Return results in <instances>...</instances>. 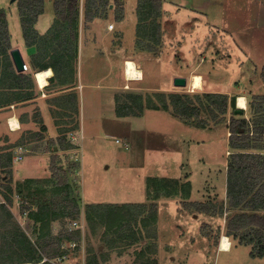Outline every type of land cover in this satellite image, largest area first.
I'll return each mask as SVG.
<instances>
[{
  "label": "rangeland",
  "instance_id": "1",
  "mask_svg": "<svg viewBox=\"0 0 264 264\" xmlns=\"http://www.w3.org/2000/svg\"><path fill=\"white\" fill-rule=\"evenodd\" d=\"M24 1L0 0V11L9 15L7 20L13 34L18 31L16 38H21L18 13ZM43 1L45 13L39 16L38 25L41 31L55 19L54 0ZM123 3L124 7L127 4L125 20H116L113 5L108 18L87 25L81 36L82 57L73 72L76 74L78 69V73L83 74L84 84L99 79L104 85L122 87L125 83L124 59L140 60L145 82L128 83L125 92L117 96L124 104L131 102L130 95H141L143 107L132 103L137 117L141 118L117 119L115 104L106 102V97L98 107L87 101V110L81 114L84 132L81 162L73 160L74 156H70L73 152L64 150L57 142L23 145L29 150L26 160L37 155L47 157L51 177L44 178L45 182L41 180L45 186L31 182L18 184L14 180L7 184L9 177L0 180L7 195L10 191L5 186L13 192L11 211L18 222H22H19L22 227L18 224L21 230L15 227L18 240H23L26 233L35 251L41 252L38 238L69 234L70 225L78 222L84 229L79 240L63 241L62 250L68 256L64 255L54 264H264L261 260L264 257L255 255L261 259H253L251 256L253 251L258 253L260 244L252 251L244 246H237L229 253L217 251L222 236H227L226 226L231 217L224 209L229 205L227 163L235 151L230 142L231 111L221 123L215 122L207 109L199 118L186 121L163 110L148 109L147 99L151 97L156 101L159 93H186L192 96L194 105L200 106L193 95L203 96L209 90H232L228 95L236 98L237 105L239 96L250 102L253 95L263 94L264 19L261 23L260 17L264 18V0H163L162 15L149 18L150 21H146L145 16L140 21L137 11L135 14L136 0H123ZM110 24L114 30L107 32ZM158 32L162 34L160 41ZM41 39L45 45L50 41ZM92 72L99 73L98 78H94ZM175 74L186 76L188 85L176 87ZM195 74L205 80L203 90L192 89L191 78ZM143 85L149 91L141 90ZM203 101L207 103L206 98ZM75 110H78L77 117L72 120L79 124L78 104ZM243 111L244 117L250 119L248 110ZM200 119L207 122V126L199 127ZM72 127L71 123L69 128ZM80 128L79 124L77 131ZM68 144L67 139L65 147H70ZM180 162L187 165L181 169ZM19 165L13 158V167ZM60 180L72 187L68 191V202L79 206L80 217L70 218L75 208L68 205L43 222L33 218L29 221L28 216V221H23L20 216L27 215L24 213L35 214L42 203L46 205L51 198L65 197L52 194ZM193 185L196 192L202 191L201 199L205 201L200 203L216 205L223 210V216L219 212L200 213L190 206L183 207L178 215L175 202L163 199L168 198L165 195L168 192H174L170 198H186L185 193L191 192ZM19 190L23 193L21 197L17 195ZM129 204H146V207L138 212L134 210L131 220L125 219L124 214L112 227L110 223L114 218L110 220L107 215L105 219L100 215L106 209ZM154 204L157 205L156 213L152 209ZM1 205L0 216H5ZM88 214H91L90 219ZM1 220L2 217L0 237ZM11 225L16 224L11 222ZM186 225L194 230L187 231ZM241 236L228 238L236 245ZM72 242L77 243L75 250H71ZM21 251L33 253L26 244ZM0 264H4L2 253Z\"/></svg>",
  "mask_w": 264,
  "mask_h": 264
},
{
  "label": "trees",
  "instance_id": "2",
  "mask_svg": "<svg viewBox=\"0 0 264 264\" xmlns=\"http://www.w3.org/2000/svg\"><path fill=\"white\" fill-rule=\"evenodd\" d=\"M162 3L163 0H140L137 8V15L140 21L143 20L141 19L143 16H145L146 21H150L149 18L161 16ZM113 5L117 12L116 20H124L125 7L123 0H114L113 3L111 0H54L55 19L52 27L45 35H39L35 25L39 16L44 13V1L25 0L20 8L21 24L24 37L29 45L39 40L40 55L36 63L46 67L45 63L49 62L52 65L51 68L55 71L58 64L62 63L66 58L67 61L69 59H72L71 61L73 62L76 61L79 51L81 17L83 16L86 23L93 22L96 19H106L110 15V8ZM41 37L50 41L45 45ZM157 38L160 41L162 38L161 32H158ZM11 49L7 14L2 10L0 11V55L10 57L9 52ZM11 68L15 71L13 66ZM193 96L196 102L200 103V106L194 105V99L186 93H159L156 95V101L151 97H147L150 105L148 109L163 110L171 113L176 118L186 121L188 119L199 118L204 109H207L211 118L217 123H221L223 117L231 111L232 116L229 125L231 132L230 142L235 151L232 152L228 164L227 196L229 198V205L228 207L224 206L225 213L231 215L226 226L227 237H235L241 234L242 236L239 239L241 244H248L252 248L260 244L261 247L258 253L253 251L251 256L258 255L264 257V93L253 95L251 101L247 102V110L249 115H251L250 119L244 117V111L242 113L243 116L235 113L237 110L236 98H230L228 94L204 93L203 96L200 94ZM129 98H131V102L128 101L122 104L120 97H116V112L118 117L137 116L132 103L143 107L141 95H130ZM204 98L207 99V103H204ZM198 124L199 127H205L208 123L200 119ZM72 125L73 127L66 134L78 129L76 122L72 121ZM66 134L60 138L58 145L64 147V150H69L71 148L70 144H68L70 147H65L67 142ZM12 151L8 153L5 159L7 167L10 169L13 166ZM59 182V185H55L56 188L53 189L52 194L54 196L63 195L65 197L63 199L51 198L46 205L42 203L39 205V211L35 214L29 212L28 217L30 219L33 218L37 222H43L47 218L55 217L56 213L61 212L62 209L65 210V207L68 205L70 207L73 205L75 208L74 212L69 214V217L73 219L80 217L79 206L75 202H73L74 204L68 202V191H70L71 186L66 182L63 183L61 180ZM3 188V186H0L1 194L5 200L1 205V210L7 215L0 216L3 222L1 228L8 226L14 215L11 211L13 205L12 189L5 187L10 191L7 195L3 191ZM173 194L174 192H168L165 195L169 197ZM17 195L21 197L23 195L22 191L19 190ZM192 206L200 213L212 215L219 212L220 216H223L224 213L222 209L217 208L213 204L193 203ZM144 207H146V204L117 206L110 208L111 210L106 209L100 215L102 214L105 219L107 215L110 220L114 218L110 223L112 227L114 226L113 223L117 221L116 219H120L124 214L127 220L134 219V210L138 212ZM152 209L153 213H156L157 205H152ZM90 210H92V207ZM90 217L91 214H88L89 219ZM126 223H130V221H126ZM16 226L21 230L18 224L14 225L13 229L7 233L8 235L2 237L3 242L0 243V253H2L4 264H52L49 261L65 254L62 250L63 241H76L81 236L80 231L71 232L66 235H57V237L50 234L46 236L42 235L38 238L40 243L38 249L41 248V252L38 251L41 254L39 255L26 233L22 231L24 239L18 240L19 234L15 233ZM121 227L123 228V226ZM24 244L33 253L21 251ZM43 258H47L48 262H44Z\"/></svg>",
  "mask_w": 264,
  "mask_h": 264
},
{
  "label": "crops",
  "instance_id": "3",
  "mask_svg": "<svg viewBox=\"0 0 264 264\" xmlns=\"http://www.w3.org/2000/svg\"><path fill=\"white\" fill-rule=\"evenodd\" d=\"M137 2L138 0H136V4H135V14L137 11L136 10ZM126 12H127V4L125 5V13ZM18 16L20 21L21 18L20 11L18 13ZM8 17L9 15H7V18ZM126 17L127 16H125L124 20L126 19ZM263 19L264 18L260 17L261 23H263ZM39 21L40 18H38L35 28L39 33V35H45L46 33H48L52 25L50 24L44 31H41L38 28ZM53 21L51 22L52 24ZM98 21L99 20L96 19L93 22L86 23L82 18L80 25L78 58L74 62L71 61L72 59H69L67 61L66 58L65 60H63L62 63L58 64L57 69L55 68V71L53 68H51L52 65L49 62L45 63V65H47L46 67L40 66L39 64L36 63L38 56L40 55V50L38 47L39 40L29 45L24 37L22 28H21V38H16L18 31L16 32V35H14L11 29L10 21H8L12 49L9 52L10 57H7V55H0V180L1 181H3V178L9 177L10 179L7 182V184H11L14 180L15 183L19 182L18 184H24V183L29 184V182H31L32 184L35 183L38 185L45 186V184L42 181H44V178L51 177L50 171L48 169V162L46 160L47 157H44L45 155H37L31 158L29 157L27 160L25 159L23 162H21L22 164L19 163L20 164L19 167H16L17 164H14L16 166L14 167L12 166V168L10 169L9 167H7V162L5 160L7 158L8 153H11L12 149L17 147L18 145L35 144L45 141L57 142V144L60 143V138L65 136L66 132L70 129L69 126L73 121L72 119L74 118V116L77 117L76 114L78 113V110H75V106L77 104L79 106V112H80V121H79L81 127L80 132L84 136L83 126H82L83 116L81 117V114H83V112L87 110V105H88L87 101H89L91 105H95L96 107H98L99 104L101 103L103 104V100L106 97L107 98L106 102L109 101L110 105L114 103L116 109L115 98L118 94L125 92L124 90H126L125 88L128 83L129 85H131V84H136L137 82H143V83L145 82L146 75L141 67V61L136 59L135 57L125 58L123 61L125 83L122 87L104 85L99 81V79H95V81L91 83L84 84L83 74H79L78 69L76 74L73 72L75 64L79 65L80 58L82 57L81 36L86 30V27H88L87 25L91 23L93 24ZM106 30L107 32H112L108 29ZM93 40L94 42H96V38H93ZM13 49H19L21 51L25 61V65L28 67L27 70L24 69L23 72L17 71L11 57V51ZM99 54L101 55L100 51ZM128 60L134 61L137 67L142 69L144 76L143 80H136V81L127 80V78L125 77V73L127 69L126 63H128ZM107 61H109V58H107ZM12 66L15 68V71L12 70L11 68ZM48 71H52V73L50 75H47L46 77L47 80L45 85H41L38 76L40 73L48 72ZM76 75L78 78H76ZM92 76L94 78H96L97 76L98 78L99 73L97 74V72H92ZM174 77H186V76L175 74L173 78ZM76 79L78 80L76 81ZM204 84H205V80L203 79L202 89L200 90L204 89L205 86ZM141 90L149 91V89L144 85ZM134 92L135 94H138L136 91ZM138 92L139 94H143L142 91H138ZM231 92L232 90H228L225 92L211 91V90L206 91V93H222L229 95L231 94ZM115 116H116V112H115ZM116 118L119 120L125 119V117H118V116H116ZM131 118L138 119L141 117L136 116ZM12 119L17 120L18 122L17 129H14V127L12 126L11 123ZM68 119H70L71 122H68L69 121ZM67 135L68 134H66V138L68 139ZM186 165L187 163L182 164L180 162L179 168L183 169L182 166H186ZM227 167H228V163H227ZM201 170H203L202 167ZM182 180L184 181V177L181 179V181ZM3 184L6 183L3 182ZM201 193L202 191L200 189H198L196 192L195 185H193V190L191 192L187 191L185 193L186 198L168 197L163 199H167L168 201H174L177 206L176 212L179 215L184 210L183 207H187V206L194 207L192 206L193 203L204 202L205 199L204 198L201 199L202 196ZM198 197H200V199ZM4 201L5 200L2 194L0 193V203L3 204ZM169 210L171 209L169 208ZM20 217L23 221L24 220L28 221L27 218L23 219L22 216ZM206 218H210V217L206 216ZM10 221L15 222V224H20V223L22 224L20 220H19L20 223L18 222V220L14 215H13V219H11ZM29 221H31L30 218ZM207 224H211V223H207ZM187 225L185 226V229L187 231L190 232L194 230V227L190 228ZM13 227L14 225L10 226L9 224L8 226H4L1 228V232H2L0 237L1 243L3 242L2 237L8 235L7 233L10 230H12ZM198 235L201 236V234ZM223 237L225 236H222V238ZM237 246L249 247V249L251 248L252 251V247L250 245L243 243L234 245L233 241L231 244L232 249L230 248V251H224L220 247L217 251L218 253H229ZM252 258L261 259L256 257H252Z\"/></svg>",
  "mask_w": 264,
  "mask_h": 264
},
{
  "label": "bare ground",
  "instance_id": "4",
  "mask_svg": "<svg viewBox=\"0 0 264 264\" xmlns=\"http://www.w3.org/2000/svg\"><path fill=\"white\" fill-rule=\"evenodd\" d=\"M126 66H127V72L125 73V77L127 78V80H135L136 81V80H143L144 79L142 69L137 67V65L134 61L128 60V63L126 64ZM51 73H52V71H48V72H43V73L39 74L38 78H39L41 85H45L46 80H47L46 77H47V75H50ZM202 84H203V79H202L201 75L195 74L192 76L191 87L193 90L202 89ZM237 101H238L237 105L239 108L247 109V107H248L247 100L244 96H239L237 98ZM11 123H12V126L14 127V129L18 128V122L16 119H12ZM220 247L224 251H230L231 242L227 236H225L221 239Z\"/></svg>",
  "mask_w": 264,
  "mask_h": 264
},
{
  "label": "built area",
  "instance_id": "5",
  "mask_svg": "<svg viewBox=\"0 0 264 264\" xmlns=\"http://www.w3.org/2000/svg\"><path fill=\"white\" fill-rule=\"evenodd\" d=\"M108 29L110 31H113L114 30V26L112 24H110L109 27H108ZM25 69L26 70L28 69V67L26 65H25ZM126 72H127V69H126ZM78 134H80V135H78ZM83 139H84L83 134L80 131H77V130L70 132L69 133V136H68L69 143L73 147L72 149L71 148L69 149V150H71L73 152V155L70 154V156H74L75 159H73V160H76L78 162H79V160L81 162V151H82V142L81 141ZM78 141H80V142H78ZM28 152H29V150L26 149L23 145H18L17 147H15L13 149V158H14V161L16 163L23 162L26 159L25 156L28 154ZM76 161L74 163H76ZM18 200H17V204H18ZM24 214H27V215H24L22 218H26V216H28V213L27 212L24 213ZM68 230H70V232H75V231L82 232V230L84 231V229L79 226V223L78 222H73L70 225V228ZM76 247H77V243L76 242H72L71 250H75ZM64 255L65 256H68V254H64ZM64 255L55 258V260H53L54 262L53 261H49V262H51L52 264L57 263V261L58 260H61L64 257ZM46 261H48L47 258L44 259V262H46Z\"/></svg>",
  "mask_w": 264,
  "mask_h": 264
},
{
  "label": "water",
  "instance_id": "6",
  "mask_svg": "<svg viewBox=\"0 0 264 264\" xmlns=\"http://www.w3.org/2000/svg\"><path fill=\"white\" fill-rule=\"evenodd\" d=\"M11 57L14 62V65L19 72H23L25 69V61L22 56V53L19 49H13L11 51ZM188 85V80L186 77H176L175 78V86L176 87H186ZM236 114H242L243 109L237 107V110L235 111Z\"/></svg>",
  "mask_w": 264,
  "mask_h": 264
}]
</instances>
